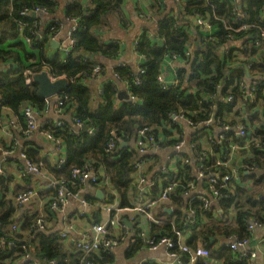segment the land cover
<instances>
[{
	"label": "trees",
	"instance_id": "trees-1",
	"mask_svg": "<svg viewBox=\"0 0 264 264\" xmlns=\"http://www.w3.org/2000/svg\"><path fill=\"white\" fill-rule=\"evenodd\" d=\"M87 1L74 0L63 5V16L77 17L79 24L73 32L75 40L73 50L66 61L62 62L59 55L47 57L46 42L36 39L31 34L34 22L37 23L36 30L41 28L42 18L21 14L23 10L32 12L38 8H44L52 19L57 18V23H62V19L56 15L59 8L57 0H0V63L12 61L11 68L7 67L5 71H0V126L4 112L7 117L15 118L18 124L17 130L11 131L10 145L5 143L0 132V151L11 146L18 137L28 136L25 134L26 122L21 115L24 106L30 105L38 111L46 106V101L36 95V85L25 82L24 70L27 69L34 74L46 69L52 76H61L69 82L68 88L61 92V96L64 99V110H72L73 124L75 125V120H77L82 125L94 129L95 132L94 135H90L87 130L77 128L70 123H64L61 127H54L53 124L48 123L40 127V130H48L55 139L60 140L65 149V161L59 167L45 162L38 156L35 148L26 147L23 153L32 163H41L48 177L61 182L65 189L73 195L80 192L82 184L72 179V169L92 167L100 173L101 181L105 179L108 181L107 184H101L105 193L104 202H115L120 209H130L134 206L136 197L133 172L140 155L130 144L119 148V140L130 142L136 137L137 131L145 126L149 127L151 132L159 134L160 130L165 134L163 128L168 123L172 124L168 116L170 113L182 112L194 122L206 121L213 112L211 104L216 103L218 95L225 94V90L218 91L217 84L224 80L229 83H238L244 75L243 69L236 72L228 68V63H233L232 55H221L217 51L219 46L227 43V27L237 26L234 18L238 9L244 14V21L258 22L259 12L264 7V0H240L239 5L234 4L235 0L180 1V11L175 17L174 15L164 17L158 22L156 33L164 38L166 45L154 46L155 43L147 37L145 32L138 37L137 51L143 53L146 58L143 65L145 73L142 76V83L132 84L136 72L125 64L114 70L120 80L112 79L98 89L95 96L82 78L90 75L93 64L97 63L96 56L108 57L117 52V45L113 42L104 44L97 31L104 25L108 15L121 13L123 0ZM199 13H204L218 29L213 39L204 42V48L197 51L196 57L199 61L195 74L187 75L182 69L178 73V78L187 80L188 85L195 88V92L187 93V90L182 88V82L179 86L163 92L156 82V77L160 72V63H163L162 58L165 53L169 52L168 50H181L182 52L186 48L188 36L181 25L182 23L186 27L193 25V18ZM20 21L25 24L23 35L31 38L35 56L31 60L27 55L30 52L19 50L11 43L19 38L13 36H15V27ZM176 23L179 25L174 28ZM193 27L196 26L193 25ZM45 33L46 31L43 35ZM243 51L247 53L248 49L244 48ZM20 54H26L25 58L28 60L21 58ZM260 56L264 59V50ZM251 69L263 72L264 63L256 67L252 66ZM226 71H231L232 75H226ZM121 80H127L131 92L139 100L138 104L122 99L118 103L116 82L120 83ZM118 94L121 96L122 93ZM238 95L237 87L233 88V101L237 100ZM204 96H207V99L211 96L210 100L206 101ZM258 97L263 101L261 115L247 119L253 131L251 135L257 137L264 129V94L258 91ZM94 99L97 103L93 110ZM231 110L229 105L220 104L218 113L225 115ZM230 123L235 122L231 120ZM114 135L117 140L110 148L109 143ZM168 136L169 133L166 138ZM172 139L163 141V145H171L174 142ZM237 140L233 136V142ZM13 158L16 159L15 162L18 165V157H7L4 164ZM239 159L240 164L255 165L258 169L264 170V149L261 147H252L248 153H242ZM171 177L172 174L165 175L163 183L172 180ZM175 177L176 186L169 194V200L162 203L156 210L154 216L157 223H150L151 232L156 236H167L174 240L176 230L183 232L184 235L188 234L185 244L190 250L198 246H203L208 250V257H199L193 264H247L246 260L238 261L237 253L221 241L232 236L237 237L238 240L250 239L253 232L248 229V222L255 221L264 224V175L256 179L253 176L241 174L242 181H234L219 189L223 195L219 207L229 216L226 222L213 219L211 212L204 207L201 200H190L183 195L184 192L190 190L189 182L195 181L190 166L179 165ZM12 178L3 167V173H0V264H31L33 259L39 264H49L50 261H55V264L113 263V254L109 251L82 252L74 245L71 247L66 245L61 238L51 233V227H46L45 230L38 229L36 225L38 219L44 218L48 221L50 217L53 219L57 213L50 211L48 207L50 201L57 195V187L39 189L37 200L42 203V215L38 212L29 213L23 216L18 224L14 219L15 197L19 192L31 186L25 189L15 187L10 191ZM245 181L250 183L247 185ZM87 201L95 202L92 199H87ZM188 208L194 210L192 219L195 220L184 226ZM138 217L140 214L137 215ZM110 227L107 231L108 236L111 237L116 234L114 228ZM120 235L116 236L120 237ZM133 244L132 251L146 246L135 236ZM172 251L180 256L178 264H189L188 253L180 251L177 246ZM143 264L157 263L146 261Z\"/></svg>",
	"mask_w": 264,
	"mask_h": 264
},
{
	"label": "built area",
	"instance_id": "built-area-1",
	"mask_svg": "<svg viewBox=\"0 0 264 264\" xmlns=\"http://www.w3.org/2000/svg\"><path fill=\"white\" fill-rule=\"evenodd\" d=\"M158 2L165 0H155ZM182 1V0H180ZM234 4H240V0L233 1ZM239 8V6H238ZM34 17L42 18V25L39 30H36L37 23L31 29V34L38 40L44 42H58V44L64 43V48L60 49L62 62L66 61L68 55L72 52L75 45V40L73 38V32L78 27L79 21L77 17H66L67 22L71 25L64 35V38H60L63 34V22L57 23V18L52 19V16L47 13L44 8H38L32 12L23 10L22 15L32 14ZM244 14L238 9L235 16L236 27L228 26L227 43L224 46H219L217 51L221 55H232L233 61L238 63V71L243 69L244 75L238 83L222 81L217 84L218 91L225 90V94L218 95L216 103H212V115L206 120L201 122H194L187 115L182 112L170 113L168 116L171 123H168L164 128L165 131L169 132V136L165 139L160 137L156 132H151V129L147 126L140 128L137 131L136 139L134 141L133 148L138 152L140 158L137 160L133 172V184L136 189V199L134 201V206L130 209L132 211H137L142 218L138 217L136 219L137 229L134 232V236L143 241V247L148 250H157L164 247L166 250L167 257L171 259L172 262L169 264H178L180 256L173 252L172 249L177 246L180 251L189 254V264H193L199 257H208V250L203 247H197L194 250H190L185 244V237L183 232L176 230V239H172L167 236H156L144 225V218L151 222L157 223L155 215V210L160 207V205L169 200V194L174 190L176 186L175 174L178 172L179 165H188L191 167L192 175L195 181L189 182L188 186L190 190L184 192V196L187 199L201 200L204 207L211 212L213 219L226 222L229 220V216L224 212L222 208L219 207V203L223 199V195L220 192V188L230 185L232 182L242 181L241 174L253 176L259 179L260 176L264 175V170L258 169L255 165L240 164V156L242 153H248L252 147H261L264 149V129L260 136H253L251 126L248 125L247 119L260 116L262 111V99L258 97V91L264 94V71L252 70L251 67H256L264 63V59L261 58V53L264 50V7L260 10L258 15V22H246L243 19ZM194 24L201 30L202 42L213 39L215 31H217V26L211 22V20L204 14L199 13L193 18ZM218 20V19H217ZM186 23V22H184ZM24 23L20 21L19 25L15 27V36L19 37L21 43L31 44V38L27 35H23ZM181 25V23H180ZM190 25V26H193ZM184 26L182 23L181 27ZM186 27V26H184ZM158 32V26L154 29ZM39 31V32H38ZM46 31L45 35L44 32ZM254 32V33H253ZM138 44V39H134L133 48L136 49ZM157 46V43L155 44ZM244 48L248 49V52L243 51ZM29 52V51H28ZM182 56L186 59H190V67L192 71L196 68L198 60L193 57L192 52L189 49H185L181 52ZM175 52L169 51L165 53L170 59L176 58ZM243 60H240V59ZM195 59V61H194ZM247 63L243 66L242 63ZM242 62V63H241ZM163 64V66L166 65ZM229 65V63H228ZM12 64L9 65V68ZM6 65L1 69L5 71ZM101 66L93 65L90 75L83 76V80L96 79L100 77ZM145 73V68L140 67L136 72L135 77L132 80V84L140 85L142 83V76ZM25 82L27 84L31 83L33 73L29 70H24ZM50 80L54 81L61 76L55 77L49 74ZM114 78L120 80L117 73L114 72ZM156 82L159 88L163 91H169L180 85L179 78L167 79L164 77V71L160 70L156 77ZM182 88L187 90V93L195 92L194 87H190L188 83H182ZM130 85L127 88V97L132 104H138L139 100L130 90ZM238 89V113L233 110L231 106V111L233 117H228L226 114L221 115L218 113L219 101L224 99L225 106L235 104L233 101V88ZM210 97L204 96L206 101L210 100ZM214 98V96H213ZM211 99V101L213 100ZM46 106L43 110L38 111L30 105H26L22 109L21 115L24 117L26 122L25 134L30 135L35 130H39L40 127L48 125V123L53 124L54 127H61L64 122L55 121H44L42 123L38 122L39 115L47 114L50 112L49 108H52V113L55 116H61L64 110V99L59 95L53 98H45ZM52 102V105L50 104ZM239 102H243L245 109L239 105ZM234 106V105H233ZM251 108L250 110H247ZM227 119L224 120L223 118ZM73 120V118H72ZM183 120L185 125L191 129V133H186L183 126L178 123V121ZM233 120L235 123L232 124L230 121ZM75 126L81 128L82 125L79 121L75 120ZM18 124L15 118L6 117L2 120L0 126V132L3 135L12 136L11 131L17 130ZM90 135H94V129L86 128ZM40 132L50 141L54 143V150L57 151L59 158L57 159L56 167H59L65 161L64 148L60 140L55 139L48 130H40ZM160 133V130H159ZM233 136L238 140L233 142ZM169 138L174 140V142L169 145H163V141H169ZM117 140L116 135L113 136L109 143V147L112 148ZM224 146L226 147L224 149ZM170 153H166L167 150ZM165 152L166 156H163ZM18 157L22 160L21 166H19L21 174H31L35 178L42 177L45 175V170L41 163L34 164L29 161L23 150L19 151V144L14 141L11 146L3 149L1 151L0 157V173H3L4 161L7 157ZM23 167V168H22ZM242 169V172H240ZM167 174H172V180L163 183L165 180L164 176ZM260 174V175H259ZM71 177L73 180L80 184L86 182L92 184H107L108 181L105 179L101 181V176L98 171H95L92 167H75L71 171ZM247 185L250 183L245 181ZM47 188L57 187V195L49 203V210L59 212L63 210L65 205L78 194H70L61 182H58L52 178H47L45 185ZM37 191L39 188H27L17 194L15 197V204L17 206H25L32 203L37 197ZM84 203V202H83ZM103 213L106 215L98 223L92 225L87 233L81 236V239H76L72 241L74 247L82 252H98L109 251L111 252L113 248L117 246L120 241V237L113 235L108 236L109 233L107 228L109 226L114 227L118 224L119 213L121 209L117 206L115 202L104 203ZM185 225L193 222L192 219L194 215V210L188 208L186 210ZM36 225L39 230L46 229V220L40 218L37 220ZM264 224L257 223L255 221L248 222V229L253 232V236L250 239L238 240L237 237L232 236L222 240L221 243H225L227 247L237 253L236 259L238 261L246 260L247 264H259L258 255L261 256V263L264 264V246L261 245L263 242L258 241V243L252 246L251 242L254 237V231L258 228H263ZM125 228V227H123ZM58 235L62 238L66 237L65 232H60ZM264 241V237H262ZM262 242V243H261ZM31 264H39L36 260H31ZM49 264H55V261H50ZM85 264H90L86 262Z\"/></svg>",
	"mask_w": 264,
	"mask_h": 264
},
{
	"label": "crops",
	"instance_id": "crops-1",
	"mask_svg": "<svg viewBox=\"0 0 264 264\" xmlns=\"http://www.w3.org/2000/svg\"><path fill=\"white\" fill-rule=\"evenodd\" d=\"M74 0H57L59 3L58 11L56 12L57 16H59L63 21V34L60 36V38H64L70 27V23L67 22L66 17L63 16V5L68 2H72ZM84 1V0H81ZM88 2L87 0H85ZM86 4V3H85ZM180 0H165V1H155V0H123L122 7H121V13L120 14H110L107 17L106 22L104 25L98 29L97 34L99 37L103 40L104 44H108L110 42H113L117 45V52L108 57L103 56H96L95 59L97 63H94L93 65H100L101 66V74L99 78L96 79H88L85 81V85L89 87V89L95 94L97 93V90L100 89L102 86L106 85L109 81L114 79V70L118 66H125L128 65L131 70L137 72L138 68L144 67V62L146 61V58L143 53H140L136 49L133 48V41L134 39H138L139 35L142 33H147V37L152 40L155 44H165L164 38L159 34L156 33L154 30L156 26H158V22L164 18V17H174L179 13L180 11ZM32 17H34L32 14H30ZM179 23L174 24V28H177ZM187 33L188 40L186 43V48L189 49L193 57L195 59H198L196 57V53L198 50H201L204 48V44L202 42V35L201 30L197 27L188 26L184 27L182 26ZM14 37V36H13ZM16 38V37H14ZM13 38V39H14ZM12 39V38H11ZM17 42V43H15ZM15 47L19 48V50H22L25 52V50L29 51L27 55H29L28 59H33V46L29 43H19V38L14 39L12 42ZM51 42H46L47 48L45 50L47 57L51 58L53 56L59 55L61 56L60 49L64 48V43L56 45V47H52L50 45ZM154 44V46H156ZM166 45V44H165ZM184 49V50H185ZM183 50V51H184ZM173 51L177 54L176 58H169L167 55L162 58L163 64L166 63L165 66L160 63V70L164 71V77L167 79H176L178 78V73L180 69H182L187 75L195 74V69L192 71V68L190 67L191 60L186 59L184 56H182L181 50H168ZM17 55V53L15 52ZM24 56V57H23ZM26 54H20V57L28 60L25 58ZM35 57V56H34ZM92 58V57H91ZM194 59V61H195ZM240 60H243L242 58ZM246 61V60H245ZM247 63H242L243 66ZM12 64V61H6L5 63H0V70L6 65V67H9V65ZM145 68V67H144ZM228 68H232V70L238 71V63L233 62L229 63ZM6 70V68H5ZM226 75H232L231 71H226ZM179 81L184 83L188 82L185 79L179 78ZM118 87V92L116 95V100L119 101L122 100H129L127 96H125L127 93V80H121L116 82ZM118 93H122L121 96H119ZM125 93V94H124ZM97 97V96H96ZM97 101L94 99L93 102V110L96 106ZM219 104H225L224 99L221 98ZM234 105V106H233ZM239 105L242 106V108H246L243 104V102H239ZM232 106L233 110H235L238 113V101H235V104L229 105ZM251 108H248L247 110H250ZM50 112L47 114H41L39 115L38 122L42 123L44 121H55L59 120L64 123H70L73 124L72 120V110L66 111L63 110L61 116H55L54 113H52V108H49ZM228 117H233L232 111L226 114ZM7 115L4 112L2 120L6 118ZM224 120L227 118L224 117ZM179 124L183 126V129L186 133H191V129L185 125V122L183 120L178 121ZM75 126V125H74ZM76 127V126H75ZM169 132L165 131V134L167 135ZM163 132H160V137H163V139L166 138ZM3 135V134H2ZM4 141L7 145H10V141L12 136L3 135ZM136 137L132 139L130 142H123V140H119V148H123L127 145H131V147L134 146V141ZM17 143L19 144V151L25 149L26 147H32L35 148L38 152V156L41 157L45 162L52 164H55L57 159L59 158L58 152L54 150V143L50 140H48L41 132L40 129L35 130L27 137L23 138H17ZM27 145V146H26ZM2 151V150H1ZM1 151H0V157H1ZM65 152V149H64ZM166 153H170V150L168 149ZM165 155V152L163 154ZM17 157V156H16ZM15 158L12 160H9L5 164L3 163L2 167L9 172V174L13 177L11 184H10V191L14 190L15 187H18L20 189H25V187L31 186L32 188H45L48 175L45 172V175L39 178H35L31 174H21L19 166L22 165V160L18 159L19 164L15 162ZM101 184L94 185L92 183L86 182L82 185V188L80 189V192L78 196L73 197L69 200V202L65 205L63 210L55 213V217L52 219L51 217L46 221V227H51V233L56 235L58 238H61L62 241L66 243V245H71L73 240L81 239V236L84 233H87L93 224L98 223L102 219L105 218V214L103 213L102 209L104 208V200H105V193L103 191V188H101ZM98 189H102L103 191V197H96V192ZM136 196V194H135ZM87 199L95 200V202H88ZM136 197L134 198L135 201ZM84 202V203H83ZM41 202H39L36 199L25 206H17L15 204V215L14 219L19 224L23 216H26L29 213L32 212H38L39 215H42L43 210L41 207ZM158 209V208H157ZM156 209V210H157ZM156 210L154 212H156ZM137 211H132V209H121V212L119 213V221L116 226H114V231L116 235H120V241L117 244L115 248L112 249L111 253L113 254V263L112 264H143L146 261L157 263V264H169L171 259L167 257L166 250L164 247H161L157 250H148L146 247H140L136 249L135 251H132L134 248L133 239H134V232L137 229V226L135 224L137 219ZM143 215H140V218H142ZM46 220V219H45ZM126 220V222L124 221ZM145 227L150 230V223L147 219L144 218L143 220ZM125 227V228H123ZM111 228V227H110ZM60 232H65L66 237L62 238L58 235ZM188 234L185 238H188ZM264 237V227L255 229L254 231V237L251 242V245L253 246L258 243V241H262L261 245L264 246V241L262 239ZM200 247V246H198ZM257 261L260 264L261 262V256L258 255Z\"/></svg>",
	"mask_w": 264,
	"mask_h": 264
},
{
	"label": "water",
	"instance_id": "water-1",
	"mask_svg": "<svg viewBox=\"0 0 264 264\" xmlns=\"http://www.w3.org/2000/svg\"><path fill=\"white\" fill-rule=\"evenodd\" d=\"M32 15H34V13H32ZM50 45L52 47H56L57 43L51 42ZM31 83L36 85V95L42 99L52 98L53 96L59 95L61 92L65 91L69 86V82L66 78H58L54 81L50 80L48 71L46 69H43L38 73H34L32 75ZM52 102L53 101H51L50 103L51 105ZM86 128V125L81 127L82 130H86ZM96 197H103L102 189L97 190ZM124 221L126 222V220Z\"/></svg>",
	"mask_w": 264,
	"mask_h": 264
},
{
	"label": "rangeland",
	"instance_id": "rangeland-1",
	"mask_svg": "<svg viewBox=\"0 0 264 264\" xmlns=\"http://www.w3.org/2000/svg\"><path fill=\"white\" fill-rule=\"evenodd\" d=\"M53 97H55V96H53ZM53 97H52V98H53Z\"/></svg>",
	"mask_w": 264,
	"mask_h": 264
}]
</instances>
